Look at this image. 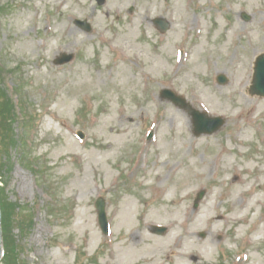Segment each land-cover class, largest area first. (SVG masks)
I'll return each instance as SVG.
<instances>
[{
	"label": "rangeland",
	"instance_id": "374dc122",
	"mask_svg": "<svg viewBox=\"0 0 264 264\" xmlns=\"http://www.w3.org/2000/svg\"><path fill=\"white\" fill-rule=\"evenodd\" d=\"M156 17L170 22L166 33ZM261 52L264 0H0V80L24 104L13 143L0 148V186L29 228L11 226L19 262L148 264L138 258L142 247L183 235L184 215L203 211L192 241L204 255L172 260L163 247L156 264H264V97L248 92ZM61 53L75 57L55 65ZM166 87L223 118L221 128L195 136L187 112L160 98ZM179 176L190 194L177 203V188L169 197L155 185ZM98 196L108 235L97 222ZM152 224L164 226L162 235ZM128 244L138 257L125 254Z\"/></svg>",
	"mask_w": 264,
	"mask_h": 264
},
{
	"label": "bare ground",
	"instance_id": "6f19581e",
	"mask_svg": "<svg viewBox=\"0 0 264 264\" xmlns=\"http://www.w3.org/2000/svg\"><path fill=\"white\" fill-rule=\"evenodd\" d=\"M173 109H171L172 111ZM174 112L177 113V111L173 110ZM186 181V184L184 182V177H177L175 178V180L173 181L172 185L171 186H164L162 184L163 182V179H159V181L156 183V188L158 189V191L160 192L161 195H166L167 191H168V195H170L169 197H171V194L173 193L174 191V188H177V191H178V198H175V200L177 199V203H180L181 201H184L186 200L188 197H189V194L190 192L187 191V180ZM176 184H180L181 187L177 186ZM243 184L242 181H238V183L236 184H233L231 189L230 190H227L226 191V195L227 194H234V191H235V188L237 191L235 192H238L239 191V187H241V185ZM238 187V188H237ZM179 188V189H178ZM180 192V193H179ZM210 197H208L206 200H207V203L208 205L210 206L209 204V201H211L212 197L214 196L213 194L212 195H209ZM164 199V198H163ZM171 199V198H170ZM151 202H155V199L152 198ZM158 203L160 202H156L155 203V209H156V213L159 215V211H160V208L157 206ZM205 207L208 208V205L205 203ZM128 214H129V210L126 209L124 211V218L125 220H127L128 218ZM168 215V214H166ZM229 215L228 213H226L224 215L225 218H227ZM208 217L206 214L203 213V211H198L197 214L194 213V215H191V216H188L187 214L184 215V221L182 220L180 222V224H183L186 229L185 231L183 232V235H180V236H175V234H169L161 239H153V242L146 248L145 247H142L141 251L140 252H144L143 255H141L140 257H138L136 254H134L135 252H138V251H135L133 248H134V245L133 244H128L125 248H126V251H125V254L127 255H134L135 257H138L140 258L141 260H143V262H146L148 264H156L157 262V258L156 256L153 254V253H159L161 248L163 247H169L167 252H169L170 256L168 258H174L176 256H179L181 258H184L186 259L187 261L190 260V258L193 259L192 262H197L203 255H204V251L205 249L202 251L201 249H199V244L197 243H194L192 241V237H193V234H195L197 231V227L199 226V223L202 222L203 218H206ZM151 219H153L152 222H157L156 217L153 216ZM167 221V224L169 226L171 225H176L177 223L176 222H169L168 223V220ZM196 223V224H195ZM192 230V232H191ZM212 233V235L215 234L214 231L210 232ZM148 238V237H147ZM191 239L190 240V245H193L192 247H190L187 243V240ZM134 239V235H131L130 239H129V242H132ZM180 240V242H177L175 245H172V242L174 240ZM206 245L205 246H209L211 247L215 242L212 240H207L206 241ZM185 245V246H184ZM148 252V253H147ZM152 254V255H151ZM189 259V260H188ZM173 260V259H172ZM195 260V261H194ZM191 261V260H190ZM123 264H134L132 262V260H126L125 262H122ZM172 264H181V263H178V262H173Z\"/></svg>",
	"mask_w": 264,
	"mask_h": 264
},
{
	"label": "water",
	"instance_id": "95a60500",
	"mask_svg": "<svg viewBox=\"0 0 264 264\" xmlns=\"http://www.w3.org/2000/svg\"><path fill=\"white\" fill-rule=\"evenodd\" d=\"M99 2H102L103 0H98ZM80 25L83 27H88L84 24V22H78ZM155 23L162 29L165 30L168 27V24L161 20V19H156ZM72 58L71 54L68 55H62V57L57 58L55 60V63H64L69 61ZM225 79L220 76L219 77V82L223 83ZM250 91L252 94H258L260 96L264 95V53L260 54L254 64V73H253V78H252V84L250 87ZM165 96L170 98L172 101H174L177 105L182 106L187 108L188 112L193 115L195 125L197 127L196 133L199 134L200 132H208L211 133L221 125L222 121L220 119H205V117L200 116L196 111L192 110L187 104L184 103L183 99L180 97H177L173 94H171L169 91L164 92ZM205 122H212L217 123L215 126H209V123H204ZM202 197V193L198 195V199ZM96 206L98 208L99 212V220L102 225L103 230L105 231L106 228V222H105V214H104V204L102 200H98L96 202ZM0 221H1V213H0ZM0 252H1V228H0Z\"/></svg>",
	"mask_w": 264,
	"mask_h": 264
},
{
	"label": "trees",
	"instance_id": "16d2710c",
	"mask_svg": "<svg viewBox=\"0 0 264 264\" xmlns=\"http://www.w3.org/2000/svg\"><path fill=\"white\" fill-rule=\"evenodd\" d=\"M13 106L10 100H8L3 91L0 89V135L4 141L8 138L7 127H10L8 118L12 116ZM5 125V126H4ZM9 140L5 141L7 143ZM1 210H2V230H3V243H4V256L3 264H21L18 259V244L11 234V226L15 221V203H10L5 198L3 192L1 193ZM18 227L22 230L25 228V223L17 221Z\"/></svg>",
	"mask_w": 264,
	"mask_h": 264
}]
</instances>
